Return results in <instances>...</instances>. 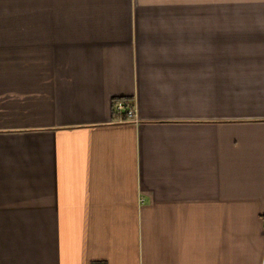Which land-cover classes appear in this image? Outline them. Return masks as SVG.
I'll list each match as a JSON object with an SVG mask.
<instances>
[{"label": "crops", "instance_id": "1", "mask_svg": "<svg viewBox=\"0 0 264 264\" xmlns=\"http://www.w3.org/2000/svg\"><path fill=\"white\" fill-rule=\"evenodd\" d=\"M263 218L264 0H0V264H264Z\"/></svg>", "mask_w": 264, "mask_h": 264}, {"label": "built area", "instance_id": "2", "mask_svg": "<svg viewBox=\"0 0 264 264\" xmlns=\"http://www.w3.org/2000/svg\"><path fill=\"white\" fill-rule=\"evenodd\" d=\"M113 111L116 113L126 112L125 118L129 121H136L135 113L133 108L125 107L123 102L118 100L116 103L113 104ZM264 223V218H263Z\"/></svg>", "mask_w": 264, "mask_h": 264}, {"label": "trees", "instance_id": "3", "mask_svg": "<svg viewBox=\"0 0 264 264\" xmlns=\"http://www.w3.org/2000/svg\"><path fill=\"white\" fill-rule=\"evenodd\" d=\"M118 100L122 101L125 107H128V105H129L128 104V101L126 99H123V98H116V99H114L113 100V104L116 103ZM124 115H126V112H124Z\"/></svg>", "mask_w": 264, "mask_h": 264}]
</instances>
